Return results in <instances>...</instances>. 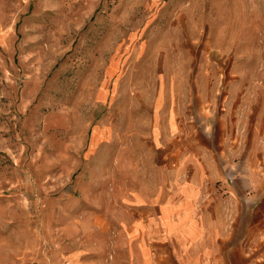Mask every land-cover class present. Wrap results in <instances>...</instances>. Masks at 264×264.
<instances>
[{
	"label": "rangeland",
	"instance_id": "374dc122",
	"mask_svg": "<svg viewBox=\"0 0 264 264\" xmlns=\"http://www.w3.org/2000/svg\"><path fill=\"white\" fill-rule=\"evenodd\" d=\"M160 92L180 103L183 154L222 119L249 145L264 0H0V264L126 263L112 224L157 154ZM258 250L264 264V230Z\"/></svg>",
	"mask_w": 264,
	"mask_h": 264
},
{
	"label": "crops",
	"instance_id": "0c3cea01",
	"mask_svg": "<svg viewBox=\"0 0 264 264\" xmlns=\"http://www.w3.org/2000/svg\"><path fill=\"white\" fill-rule=\"evenodd\" d=\"M179 106L157 96L148 121L157 154L142 158L131 214L112 224L124 229L125 264H260L264 123L251 127L246 145L238 125L227 138L222 119L186 155L182 137L175 138L184 131Z\"/></svg>",
	"mask_w": 264,
	"mask_h": 264
}]
</instances>
